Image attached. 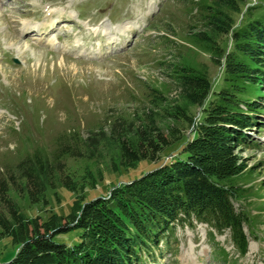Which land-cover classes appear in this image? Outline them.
I'll return each instance as SVG.
<instances>
[{
  "label": "rangeland",
  "instance_id": "374dc122",
  "mask_svg": "<svg viewBox=\"0 0 264 264\" xmlns=\"http://www.w3.org/2000/svg\"><path fill=\"white\" fill-rule=\"evenodd\" d=\"M252 6L253 13L264 10V0H246L239 12H230L235 26ZM216 8V0H0V179L35 149L51 154L67 143L73 146L71 133L84 139L99 127L108 132L117 116L136 123L158 91L164 101L156 102V110L183 103L172 65L205 70L218 89L223 59L207 52L197 35L190 36L204 28L202 16ZM57 18L51 33L38 32ZM212 37L220 46L229 40L225 34ZM260 85L263 96L256 99L264 105V81ZM187 111L193 117L189 133L202 118L198 106ZM257 121L245 130L249 142L239 152L249 169L232 179L233 206L247 216L246 254L239 255L229 231L214 232L212 238L206 224L191 219L175 221L157 247H142L145 264H264V111ZM175 122L166 119L162 125ZM119 155L108 143L91 156H66L63 173L72 188L57 182L47 189V205L29 203L24 192L11 196L28 216L64 215L82 198L106 195L111 186L157 166L142 160L127 170ZM73 232L55 240L74 243ZM14 251L4 236L0 263Z\"/></svg>",
  "mask_w": 264,
  "mask_h": 264
},
{
  "label": "trees",
  "instance_id": "16d2710c",
  "mask_svg": "<svg viewBox=\"0 0 264 264\" xmlns=\"http://www.w3.org/2000/svg\"><path fill=\"white\" fill-rule=\"evenodd\" d=\"M245 2L216 0V11L202 14L204 28L190 32L207 52L223 59L218 89L205 70L172 65L183 103L156 110V102L164 101L158 91L136 123L117 116L108 132L99 127L84 139L71 133L73 146L67 143L51 154L35 149L6 172L0 179V240L10 237L15 251L0 264H145L142 247H157L175 221L191 219L206 224L212 238L214 232L229 231L239 255L246 254L247 216L233 206L232 179L249 169L240 148L249 142L245 130L258 126L264 111L256 99L263 96L258 91L264 81V10L253 13L256 6L246 7L235 26L230 12H239ZM219 34L229 35V43L218 45L212 35ZM191 106L200 108L202 120L188 133ZM166 119L176 122L165 128ZM108 143L119 149L127 170L142 160L157 166L111 186L106 195L79 198L64 215L28 216L11 196L24 192L29 203L47 205V189L57 182L72 188L63 159L91 156ZM68 231H74V243L55 240Z\"/></svg>",
  "mask_w": 264,
  "mask_h": 264
},
{
  "label": "bare ground",
  "instance_id": "6f19581e",
  "mask_svg": "<svg viewBox=\"0 0 264 264\" xmlns=\"http://www.w3.org/2000/svg\"><path fill=\"white\" fill-rule=\"evenodd\" d=\"M61 20V19H60ZM59 20H58V18L54 21V19H52V20H49V22H47L48 24V26H49V29L48 30H45V31H41V30H38V32H41L42 34H44V35H47V34H49V33H51L52 32V30H54V28L56 29V25L57 24H55L56 22H58ZM53 22V25L51 26L50 24ZM54 26V27H53ZM47 27V26H46ZM34 31H35V29H33Z\"/></svg>",
  "mask_w": 264,
  "mask_h": 264
}]
</instances>
